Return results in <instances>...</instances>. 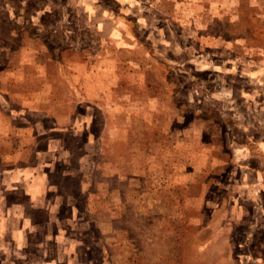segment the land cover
<instances>
[{
  "label": "rangeland",
  "instance_id": "rangeland-1",
  "mask_svg": "<svg viewBox=\"0 0 264 264\" xmlns=\"http://www.w3.org/2000/svg\"><path fill=\"white\" fill-rule=\"evenodd\" d=\"M0 264H264V0H0Z\"/></svg>",
  "mask_w": 264,
  "mask_h": 264
},
{
  "label": "crops",
  "instance_id": "crops-1",
  "mask_svg": "<svg viewBox=\"0 0 264 264\" xmlns=\"http://www.w3.org/2000/svg\"><path fill=\"white\" fill-rule=\"evenodd\" d=\"M24 170V169H23ZM23 173V172H22ZM25 174H28L26 171L24 172ZM33 186H40V185H37V183H34Z\"/></svg>",
  "mask_w": 264,
  "mask_h": 264
}]
</instances>
